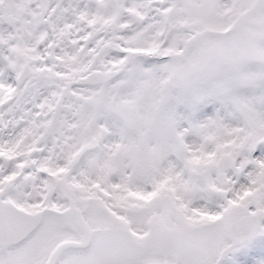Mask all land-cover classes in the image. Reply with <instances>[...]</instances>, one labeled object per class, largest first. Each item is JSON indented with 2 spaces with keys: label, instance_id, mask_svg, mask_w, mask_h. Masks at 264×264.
Segmentation results:
<instances>
[{
  "label": "snow or ice",
  "instance_id": "snow-or-ice-1",
  "mask_svg": "<svg viewBox=\"0 0 264 264\" xmlns=\"http://www.w3.org/2000/svg\"><path fill=\"white\" fill-rule=\"evenodd\" d=\"M0 264H264V0H0Z\"/></svg>",
  "mask_w": 264,
  "mask_h": 264
}]
</instances>
